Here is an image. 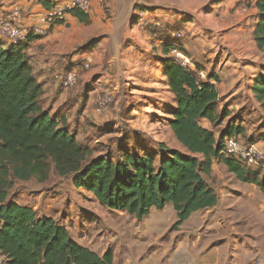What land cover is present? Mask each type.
<instances>
[{"label": "rangeland", "instance_id": "1", "mask_svg": "<svg viewBox=\"0 0 264 264\" xmlns=\"http://www.w3.org/2000/svg\"><path fill=\"white\" fill-rule=\"evenodd\" d=\"M43 1L47 0H0V12L19 6L26 15ZM93 2L86 24L61 23L31 51L42 57V67L33 69L44 81V107L66 117L80 145L91 148L94 156L113 157L121 147L133 150L157 142L170 149L178 146L167 123L164 105L170 104V95L161 82L158 60L168 43L184 51L200 79L215 74L227 84L232 69L244 76L231 96L222 99V105L238 102L240 107L227 110L228 118L214 130L219 132L232 120L244 129L240 139L255 143L264 153V111L248 90L264 64V53L252 37L256 0ZM89 42V49H81ZM69 73L75 74V81L65 86ZM258 162L262 172L264 154ZM9 193L39 216L60 220L72 238L89 245L97 240L101 250L117 239L115 222L124 227L133 216L108 210L92 193L75 188L70 177L52 171L43 183L17 181Z\"/></svg>", "mask_w": 264, "mask_h": 264}, {"label": "trees", "instance_id": "2", "mask_svg": "<svg viewBox=\"0 0 264 264\" xmlns=\"http://www.w3.org/2000/svg\"><path fill=\"white\" fill-rule=\"evenodd\" d=\"M42 5L49 8L51 0ZM255 8L252 37L264 53V0H256ZM71 16L81 24L89 20L80 12ZM30 40L18 45L0 40V252L7 264H112L111 250L98 255L74 241L60 220L39 216L10 196L17 181L43 183L51 171L70 177L75 188L91 192L103 207L133 215L138 221L152 208L161 210L171 204L177 217L174 228L194 212L216 205L215 192L205 179L214 161L264 194V170H253L222 154L225 140L240 139L244 129L229 120L222 130H214L229 116L227 109L219 110L218 76L207 74L203 80L197 67L180 66L168 56L176 45L165 43L163 59L158 60L174 98L168 127L184 151L157 142L133 150L121 147L113 157L94 156L91 148L80 145L69 132L64 115L50 114L44 108L43 86L27 54ZM90 47L91 42L81 49ZM248 90L264 111V64ZM202 119L209 128L200 124Z\"/></svg>", "mask_w": 264, "mask_h": 264}, {"label": "crops", "instance_id": "3", "mask_svg": "<svg viewBox=\"0 0 264 264\" xmlns=\"http://www.w3.org/2000/svg\"><path fill=\"white\" fill-rule=\"evenodd\" d=\"M43 10L42 5L37 6L28 12L23 22L27 25H38L37 18ZM72 20L77 21L71 16L67 22ZM255 23L256 20L254 26ZM60 26H54L48 32ZM41 41L42 36L30 40L27 54L32 68L36 65L42 67V57L38 54L31 55L32 46ZM231 63L233 62L229 61L228 64ZM34 69V75L44 90L43 78ZM160 70L161 82L170 95V104L164 105L168 114L169 108L174 106V98L165 85L161 64ZM227 76V84L222 80L215 83L219 94L218 105L219 110L224 108L233 112L240 107L238 102L222 105V99L231 96V90L237 87L244 76L235 69ZM55 113L50 111V114ZM200 124L210 127L204 119L200 120ZM176 143L178 146L174 149L184 151L177 141ZM205 179L215 192L216 205L194 212L177 228L173 227L177 221L176 213L172 205L167 204L161 210L152 208L140 221L129 216L126 220L129 223L124 222V227L115 222L118 237L112 239L111 243L104 244L103 250L97 247L95 238L92 245H89L70 237L100 256L111 250L112 264H264V194L260 188L255 184L238 181L219 161L212 163L211 172Z\"/></svg>", "mask_w": 264, "mask_h": 264}, {"label": "built area", "instance_id": "4", "mask_svg": "<svg viewBox=\"0 0 264 264\" xmlns=\"http://www.w3.org/2000/svg\"><path fill=\"white\" fill-rule=\"evenodd\" d=\"M93 6V0H51L49 8L44 9L37 18L38 25L25 24L23 22L24 11L19 6L2 11L0 12V40L14 45L28 42L34 37L45 35L52 27L66 22L74 12L88 14ZM169 53L180 66L191 68L189 58L182 50L173 47ZM74 81L75 74L69 73L64 77L63 84L65 86L71 85ZM222 154L224 157L235 159L246 167L255 170L259 169L258 159H261L264 153L255 143L245 145L238 138H227ZM0 264H7V260L1 252Z\"/></svg>", "mask_w": 264, "mask_h": 264}]
</instances>
